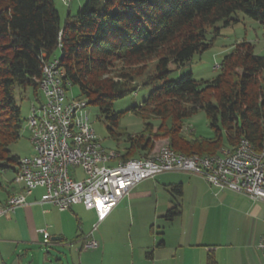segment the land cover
Returning <instances> with one entry per match:
<instances>
[{
	"label": "trees",
	"instance_id": "16d2710c",
	"mask_svg": "<svg viewBox=\"0 0 264 264\" xmlns=\"http://www.w3.org/2000/svg\"><path fill=\"white\" fill-rule=\"evenodd\" d=\"M238 12L264 25V0H87L75 15L68 11L63 25L54 0H0V188L1 174L16 172L20 161L9 150L27 120L20 103L28 89L42 101L43 61L55 57L79 89L75 97L100 108L114 140L125 135L127 146L117 149L124 160L154 158L164 146L187 156L217 155L242 139L260 147L264 55L253 43H234L213 79L198 80L191 72L169 78L171 63L179 69L210 49L222 29L238 21ZM145 89L149 95L141 104L113 109L116 101L137 98ZM199 111L214 137L186 133L184 120ZM129 112L142 118V132L117 130ZM157 141L165 142L154 151ZM175 188L181 193V185ZM180 213L176 202L166 218ZM207 264H217L212 254Z\"/></svg>",
	"mask_w": 264,
	"mask_h": 264
},
{
	"label": "crops",
	"instance_id": "0c3cea01",
	"mask_svg": "<svg viewBox=\"0 0 264 264\" xmlns=\"http://www.w3.org/2000/svg\"><path fill=\"white\" fill-rule=\"evenodd\" d=\"M12 172L10 179L1 177L0 207L22 189ZM157 177L135 185L99 223L93 232L95 249L83 247L91 230L81 216L90 212L97 217L96 212L81 204L61 210L41 203L45 189L36 188L26 195L28 204L0 216V264H27L29 257L28 264H36L38 251L25 249L42 243L41 228H47L54 243L79 246V264H207L210 254L217 264H264L259 248L264 202L218 189L186 171ZM176 202L181 213L166 218Z\"/></svg>",
	"mask_w": 264,
	"mask_h": 264
},
{
	"label": "built area",
	"instance_id": "2783aa9c",
	"mask_svg": "<svg viewBox=\"0 0 264 264\" xmlns=\"http://www.w3.org/2000/svg\"><path fill=\"white\" fill-rule=\"evenodd\" d=\"M44 60L47 67L41 87L43 107L38 114H31L30 122L34 155L26 157L24 168L16 167L14 182L22 189L0 207V216L28 204L26 195L42 187L45 193L41 203L56 205L61 210L81 204L96 212L97 223L83 244L86 249H95L98 241L93 238V232L99 223L135 185L164 172L186 171L204 177L218 189L264 202V157H254L243 145L215 161L186 164L171 161L167 156L160 165H147L145 158L121 164V159L113 158L114 150L98 148V141L103 139L88 127V104L80 98L77 103L68 102L64 84L57 83L60 74L54 69V58ZM39 119L47 120L46 132H39ZM90 138H97V145H90ZM94 153H101V160H94ZM78 168L83 171V178L78 175ZM23 173H30V187H23ZM39 232L43 234V242L50 244L47 228ZM259 248L264 252V238Z\"/></svg>",
	"mask_w": 264,
	"mask_h": 264
},
{
	"label": "rangeland",
	"instance_id": "374dc122",
	"mask_svg": "<svg viewBox=\"0 0 264 264\" xmlns=\"http://www.w3.org/2000/svg\"><path fill=\"white\" fill-rule=\"evenodd\" d=\"M87 0H70L68 3L63 0H54L55 6L59 12L61 24L63 25L67 16L68 11L71 15H75L80 7H82ZM233 18L238 21L230 26L222 29L221 35L214 41L212 47L201 54H195L194 58L187 65L181 66L179 69L175 67L173 63L170 64L171 74L170 79L177 80L182 75L191 72L195 79L210 80L216 77L219 73L218 64H220L224 54L228 52L234 43L241 40H247L255 45V52L259 55H264V25L259 21L254 20L250 16L243 12H238L233 15ZM211 37V34H209ZM149 89H145L137 98L132 96L125 99L116 101L113 109L115 111H123L132 106L141 104L142 99L147 98ZM79 93L78 87L74 86L68 91V96L75 97ZM37 102L33 97L32 89H28L27 98L21 101L22 114L26 120L22 133L19 139L12 142L9 146L11 155L19 158H24L34 155L33 144L31 142V133L28 124V117L31 113V108L36 105ZM88 112L91 118V122L95 133L98 138L103 139V145L109 150L117 151V149L124 151L127 146L125 135L121 136L120 140H114L108 131V121L104 116L101 115L100 108L96 105L89 104ZM186 133L193 136H202L212 138L215 136L214 131L210 128L207 115L204 111H199L193 116L184 120ZM144 122L141 117L129 112L126 116L120 120L118 131H124L129 134H137L144 130ZM223 143L228 146L227 134L223 132L222 135ZM164 141H157L154 151L158 150ZM227 149V148H226ZM224 150V149H223ZM221 150V151H223ZM113 151V152H114ZM153 151V152H154ZM220 151V152H221ZM175 172L183 171H169L157 175V179L162 176H169ZM5 174L6 178L10 179L13 176L12 170L5 171L1 174V177ZM78 175L83 178V171L78 168ZM16 176V172H15ZM14 176V177H15ZM0 194H3L0 189ZM3 195L0 196L2 199ZM76 206V205H74ZM59 209V208H58ZM69 210V209H68ZM80 211V210H79ZM81 213V211H80ZM84 218V224L93 229L95 223H97V217L93 216L92 213L88 212L82 215ZM69 244H58L50 241V244H45L42 240L40 245L30 248L27 246L25 251L28 254L39 253V259L36 264H79L80 255H78V247H70ZM33 252V253H32ZM25 259V258H24ZM30 257L28 258V262ZM27 262V264H28Z\"/></svg>",
	"mask_w": 264,
	"mask_h": 264
},
{
	"label": "bare ground",
	"instance_id": "6f19581e",
	"mask_svg": "<svg viewBox=\"0 0 264 264\" xmlns=\"http://www.w3.org/2000/svg\"><path fill=\"white\" fill-rule=\"evenodd\" d=\"M61 46V44H59ZM43 56V55H42ZM44 57V56H43ZM60 60L58 57L54 58V69L58 71L60 75H57V83L58 84H64V91H67V99L69 103H77V97H69L68 91L72 88V82L71 80L66 76V72L64 70V66L61 67ZM46 67H47V60L43 61L42 65V78H45L46 74ZM42 78L40 81V92L42 96V101L40 103H37L36 105H33L31 108V113L28 117V124L29 129L31 133L30 139L32 140V130H31V114H38L39 108L43 107V95L41 91L42 87ZM83 100V99H82ZM83 102L87 103V100H83ZM88 104V103H87ZM90 116L88 117V127L91 128V133H95V130L93 128L92 122H91ZM47 127V120L46 119H39V132H46ZM90 145H97V138H90ZM243 145L250 154H252L254 157H264V142L261 144L260 147H255L254 144H252L248 139H242L237 147L233 150L224 149L217 155L212 156H201V155H192L187 156L184 154L177 153L175 150H173L169 146H164L159 154L154 158H145V163L147 165H160L164 158L167 156L171 158V161H180L184 162L186 164H195V162H208V161H215L223 158L225 156V153L227 151H236L240 149V146ZM98 148L99 149H106L103 145V141H98ZM113 158L121 159V164H132V162L139 161L141 158H132L124 160L121 157V154L118 151L113 152ZM26 157L20 158L19 164L17 168H24ZM94 160H101V153H94ZM22 184L23 187H30V173H23L22 174Z\"/></svg>",
	"mask_w": 264,
	"mask_h": 264
}]
</instances>
